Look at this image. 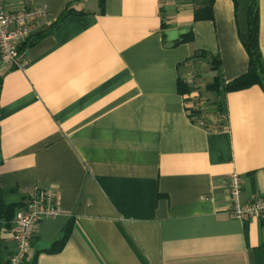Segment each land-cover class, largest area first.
<instances>
[{
  "label": "crops",
  "instance_id": "1",
  "mask_svg": "<svg viewBox=\"0 0 264 264\" xmlns=\"http://www.w3.org/2000/svg\"><path fill=\"white\" fill-rule=\"evenodd\" d=\"M4 5L46 10L23 65L0 57L4 200L51 189L62 208L40 222L28 261L264 264V217L236 218L228 193L237 172L244 202L264 197V88L224 90L249 68L233 0ZM260 47L264 59V0ZM216 77L219 93L206 92ZM2 238L11 251V229Z\"/></svg>",
  "mask_w": 264,
  "mask_h": 264
},
{
  "label": "built area",
  "instance_id": "2",
  "mask_svg": "<svg viewBox=\"0 0 264 264\" xmlns=\"http://www.w3.org/2000/svg\"><path fill=\"white\" fill-rule=\"evenodd\" d=\"M45 14L46 10L39 6L23 5L8 8L4 5V0H0V57L3 60L18 67L23 65L20 46L33 35L35 24ZM200 123H204L203 119ZM242 186L239 173L229 174L228 193L234 206L233 215L242 220L264 217V197L254 196L244 202L241 198ZM61 211L60 200L54 190H36L29 196L12 221L14 252L10 264L24 262L40 222L45 218L59 215Z\"/></svg>",
  "mask_w": 264,
  "mask_h": 264
},
{
  "label": "trees",
  "instance_id": "3",
  "mask_svg": "<svg viewBox=\"0 0 264 264\" xmlns=\"http://www.w3.org/2000/svg\"><path fill=\"white\" fill-rule=\"evenodd\" d=\"M210 6L214 0H209ZM235 4V15L237 21V28L240 39L249 54V68L247 72L238 78L228 82L224 90L226 92L242 90L259 84L264 88V59L260 47V0H233ZM210 8V7H209ZM65 15H63L64 17ZM36 42H24L20 46L22 52L28 46L34 45ZM203 55H205L202 52ZM215 69H219L220 61L218 58H213L211 62ZM0 78V86H1ZM179 89L182 93H190L192 88L183 81H179ZM206 92L218 94L220 90V81L216 77L211 83L206 85ZM211 109L223 110V103L221 100L215 101L211 104ZM20 207L17 204H7L4 200V191L0 186V264H10V258L13 254V249L9 252L6 251L3 245L2 233L5 230L11 229L12 221L16 212ZM70 234V228H66L65 232L52 247V251L60 250L65 244ZM56 246V247H55ZM22 264H37L36 259L28 261L24 260Z\"/></svg>",
  "mask_w": 264,
  "mask_h": 264
},
{
  "label": "rangeland",
  "instance_id": "4",
  "mask_svg": "<svg viewBox=\"0 0 264 264\" xmlns=\"http://www.w3.org/2000/svg\"><path fill=\"white\" fill-rule=\"evenodd\" d=\"M206 96L207 95H204V97H206ZM202 101L205 102V104H204L205 106H209V109H211V107H212L211 106V104H212L211 102H207V101H205V99H203Z\"/></svg>",
  "mask_w": 264,
  "mask_h": 264
}]
</instances>
